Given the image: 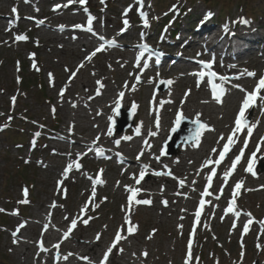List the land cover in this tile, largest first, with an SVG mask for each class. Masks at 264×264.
<instances>
[{"label": "rangeland", "instance_id": "1", "mask_svg": "<svg viewBox=\"0 0 264 264\" xmlns=\"http://www.w3.org/2000/svg\"><path fill=\"white\" fill-rule=\"evenodd\" d=\"M44 1L45 0H22L20 6L16 7L19 2L14 3V0H0V17L4 18L2 23H0V209H5L4 211H0V264L37 263L33 254L30 255L29 261L23 262L17 250V254L14 256V253L9 251L6 247L9 241L8 233L14 230V222H18L19 224L25 223L28 225V229L35 228V230L39 232L38 229L40 227H38L37 221L42 219V213L40 212L37 214L34 208L37 206V201L43 200H47L46 202L48 204H55L57 210L62 211V216L72 217L74 213H77L73 216V219H77V221L82 219V222L87 220V225L83 223L81 229L77 231L79 233L84 231L87 234L88 237L84 240H87L89 236H96L98 233L103 239H108V235L117 233V230L120 229L122 225H124V231L121 232V235H127L128 226L125 224V217L127 212L130 211L132 223L138 225V230L133 233L134 238H139L143 243H150H148L149 246L144 245L141 246V248L144 251L151 252L156 264H179L182 259H186L189 243L194 246L195 261H198L199 264H261L264 258V229H262L260 224L261 221H264V190L256 192V189L259 186H264V184L255 182L252 178L256 175H264V168L262 167L264 166V154L258 153L256 156V163L253 168V171L256 173L255 176H253L252 173L246 172L247 175L244 179L236 180L235 182V184L239 181L244 182L242 185L244 189H240L239 194L236 196V198L238 197V206L240 207L238 211L241 212V219L237 221L238 223L236 219H230V215L227 214V212L222 213L217 211L216 203H220L219 209L229 206V203L225 199H216L217 195L220 196V193H216L214 197L210 199L211 205L207 208L205 216L201 218L200 227L195 231L196 234L194 236L192 235V224L193 221H196L194 216L191 218L186 217L180 222V216L170 213L169 210L174 209L179 212L183 209L184 211L189 210L196 213L197 201L200 198L199 193L201 190H204L202 188L196 187L195 192L194 190H189V196L183 197L179 204L176 205L171 202V197H168V208L162 203L164 199H159L157 203H155L154 208L145 207L144 204H138L142 207V210L138 212L134 210L135 204L129 206V197L124 198L113 194L115 186H112L110 184L111 181H109H113V179L117 180L118 178L120 181H125V178L128 179V177H121L117 171L113 173L109 172V167L104 164L103 161L95 157L85 159L79 158L77 161L69 162V164L75 165L76 163H80L82 165V170L73 175L65 176L63 174L64 170L60 164L54 162V153L48 150L47 147H64L69 149L68 143L71 140L67 136L63 137L55 133L53 135L55 141H53L49 140L47 135L53 134L52 131L54 130L68 126L71 123V116H69L68 119V117H65V115L59 111L55 110V112H53L52 109L54 105L49 102L48 98H51L53 95L54 97L57 96V93H55L56 91H53L52 87L53 81L51 79L53 77L58 80L61 79L65 83H70V70L68 66H70V63L74 62L75 59L69 52L63 53L58 50V48L41 46L38 43L39 38L53 36V34L41 33L39 31L32 32L31 28H33V24L30 22L31 18L43 21L49 20V23L52 21L50 20L52 12L49 11L52 10L51 8L56 2L45 5ZM127 1L104 0L102 3L101 0H86V5H88V7H86L88 9L87 13L90 17L95 18L93 24L102 28V32H95L98 38L100 36L113 38L115 35L121 34L122 30L126 27L123 23L125 19L129 21V26L126 29L130 31L131 35L133 33L136 36L137 31L135 27L137 26H133L135 24L134 22L141 19L140 13L142 10H148L150 12L151 17H149L152 20L150 19L149 22H158L167 13L172 14L170 21L174 22L175 15L178 13L179 9H182V7L189 9L191 6V9H193L191 12L188 11L185 14H181L179 17L180 20L185 21L184 26L191 20V15L197 17L199 14L203 13L205 9H212L210 13L218 16L221 26H233L236 21L238 22L241 19H246L249 21L248 24L240 23L238 26H259L263 36L262 38L264 39V0H216V3L219 5L214 6L205 3V0H143L142 5L137 4V0ZM130 6H132L131 11H128L127 16H125L124 13ZM14 7L17 9L18 19L17 15L12 12ZM117 23V27L119 28L116 29V34L112 35ZM62 25L64 26L63 23H59L57 26L59 27ZM68 25L70 27L72 26L71 24H67V26ZM155 27V29H139L140 35H144L141 41H149L155 49L161 47L160 41L163 37L166 38L171 47V41L176 43L182 35L180 33L182 30H180V32L178 31V37H174L175 40L172 39L171 33L176 28H173L172 24L168 25L163 30L166 32V35H164L165 32L160 33V29L157 28L156 25ZM181 28H183V25ZM17 35H26L28 40L17 42L15 41ZM155 39L157 40L155 41ZM101 42L102 41L99 40L96 41L89 47V51H95L100 44H102ZM130 42L134 43L132 41ZM140 43L141 42L137 40L135 46ZM162 45L168 48L167 45ZM262 45L264 46L263 43ZM73 47H78L81 51L83 50L82 46L77 45ZM123 49H126V47H123ZM105 52H109V50ZM105 52L96 54L95 58L90 61L92 69H88L86 77H90L91 81H93L94 74H101V65H105V74L107 73V76L111 77V81L117 80L115 77L118 74L122 73L127 75L128 73L126 71L131 70L133 67L132 63L125 67L120 65L122 63L111 66L110 59H112V54H116V52L112 51L111 54ZM133 52L135 53L136 50ZM206 52L207 49L205 53ZM33 53L35 54V60H33L31 56ZM257 54H262L263 56H256V60L251 61L249 64L250 67L248 71L255 72L256 76L253 79L248 78L249 81H253L254 83L253 86L247 85L245 89L248 92H252L259 78L264 76V52L257 51ZM155 60L156 59H153V63ZM113 62H115V59H113ZM34 64L35 67H33ZM188 65H192L190 60ZM94 67H97V69H94ZM142 68L145 72L148 71L149 73L150 69L145 70L143 64ZM36 69L39 70L37 71ZM184 73L185 70L178 72L180 75H184ZM49 74H51V76ZM113 76L114 79H112ZM152 76L155 77L154 74ZM23 77L24 79L31 78L33 80V83H30V87L28 85H26V87L28 86L27 88L23 87ZM139 78L141 81L140 83H137V80H135L137 85H146L149 83L150 78L148 79V77L141 74ZM161 80H164L161 76L154 80L153 86L155 87L152 88V91H163V94H167L174 85L161 84ZM27 81H25L26 84ZM185 82L186 84L183 83L180 94L183 100L190 101L194 99L195 104L206 105L208 108H211L214 111L215 117L219 120L218 126L229 125V130L234 126L235 117L239 110L234 107V104L239 94L242 96L241 98H245L244 91L238 90L237 88V90L233 91V97L231 99L215 102L211 92L207 89L205 84H199V82L195 81ZM230 82L234 84V88H236V85H240L241 87L243 84L246 85L245 83L237 82L235 79ZM43 86L46 87V97L41 95L42 91L40 89ZM234 88L232 87L231 90H234ZM189 90L190 94L186 95V93H189ZM146 94V88L140 92L141 96H145ZM260 95H264V90H262ZM12 97H16L15 104H13ZM204 101H207V103H204ZM258 106V110L254 109L253 106V110L250 109L249 115L247 116L256 130L255 136L252 137V147L249 148V151L254 150L261 138L264 137V123L260 121V112L264 111V101H260ZM127 110L132 109L127 108ZM176 116L177 115L169 119L167 130L164 132V138H159V141L153 140V143L157 144L158 156L161 158L167 157L163 145L167 141L169 131L175 124L174 121ZM141 117L142 114L139 118ZM139 118L137 125L135 124L136 126H138ZM190 119L195 120L193 116H191ZM100 123L103 127L104 122ZM193 128H196V126ZM8 130H11V132L9 133ZM117 130L118 129L115 130V133ZM194 131L195 129L189 131L180 141H187L190 139L194 135ZM209 134H211V132H209ZM16 135L24 139L23 144L14 142L13 137ZM121 135H125V133ZM246 138L249 139L247 133L239 139L240 148ZM143 141L144 138H138L137 140L140 144H143ZM215 143L216 141L208 144L203 142L200 144V151L204 148V144L206 150H212ZM125 149H127V147H125ZM146 149H148V145H146ZM185 152L186 148L181 146L180 153L172 157L179 158L183 156ZM214 158H216V156ZM227 158L228 154L224 160ZM138 161L140 163L146 162L140 159ZM192 162L193 163L189 165L190 169L194 167V160H192ZM232 163L226 164L220 171L223 175L222 183L225 180L224 173L229 170ZM47 164L51 166L50 169H46ZM21 168H23L24 171L21 170ZM101 169L103 170L102 175L100 174ZM151 174L155 176L154 172H151ZM87 175H91L94 181L93 184L96 183L95 181L100 176H102L103 181L107 183L105 188L101 186L96 187L97 192H95L94 197H92V194L87 193L88 187L81 181V179ZM237 176H239V174H237ZM164 177L167 178L166 176ZM61 180L63 184L58 188L57 182ZM145 180L148 182L152 181V177L147 175L145 176ZM133 181L129 182V186L133 187ZM162 183L165 184V195L168 196L174 193V190H168L169 184L166 183V179H164ZM107 186L109 189H107ZM25 187L29 192L27 197L29 203H21V201L25 199L23 195ZM247 189L253 190L247 191ZM64 190H66V198ZM233 191L234 190H232V194L229 198H232ZM137 199H142V197ZM85 206L87 210L82 213L81 209ZM46 210L45 208V212ZM17 211L19 213L18 215L16 214ZM47 212L50 215L56 213L53 211ZM247 213H251V216L249 217ZM249 219H252L253 223L249 225L250 231L246 234L243 228L240 230L235 228L236 223L240 224L239 222L242 223V221H244L242 224L245 225ZM58 220L59 218L51 220V225L56 227L58 225ZM46 223L48 224L49 222ZM180 225H183L182 229L179 227ZM244 225H242V227H244ZM154 229L156 231L153 234ZM150 235L151 239L148 238ZM68 240L72 246L82 242V240L79 239ZM113 240L114 239H112V242ZM132 241L134 242V240ZM132 241L129 242L132 243ZM242 244L243 248L241 247ZM257 245L260 247L258 248ZM60 249V251H55V254H62V252L64 254L67 253L66 249ZM126 250L127 253L130 252L128 247ZM241 252H243V256H241ZM111 256H113V254ZM43 258L48 257L46 256ZM50 259H53L52 256ZM80 263H82V261L79 258H75L74 260L70 259V261L67 262V264Z\"/></svg>", "mask_w": 264, "mask_h": 264}, {"label": "bare ground", "instance_id": "2", "mask_svg": "<svg viewBox=\"0 0 264 264\" xmlns=\"http://www.w3.org/2000/svg\"><path fill=\"white\" fill-rule=\"evenodd\" d=\"M21 1V0H16ZM66 1L68 0H45V5L56 2L55 5L59 4L61 2V7L59 8H53L52 9V15L50 16L51 23H49V20H46L41 27L42 33L46 34H53V36H47L45 38H39V44L42 46H50V48H58V50L62 51L63 53H71L74 56L75 61L70 63V66H68L70 70L69 81L70 83H65L61 79H57L53 77L51 80L53 81L52 87L54 88L53 91H56L57 96L54 97V95L49 98L50 102L54 105V108L65 115V117L71 116L70 122L71 124L63 127L61 129H58L55 131L56 134L59 136H67L71 139L72 142L68 143L69 149H66L64 147H55L50 148L47 147L48 150L52 151L54 153V162L60 164L63 170H65V167L69 164V162L75 161L78 158H88L89 156H97L100 159L106 161L107 163H112L118 161V163L112 167L113 170H117L115 168H119L120 175L127 176L125 178V181L121 180H109L111 181V185L115 186L114 193L116 196H122L124 198L129 197L131 195L130 192H128L125 188V186H129V182H132L134 179H132L133 174L136 175V177H139V173L141 171H145V176L151 174V172H166L168 170H171L175 173V178H168L166 182L169 183L168 190H174V194L167 196L164 195L165 190V184H163V176H152V181H141L140 184H136L135 180L133 181V188H140L141 192L138 194L137 198L142 197V199H150L152 201L151 205H145L149 208H154L155 203L159 199L169 200L168 197H171V202L174 203V205L179 204L181 199L183 197H186L189 190L191 189V186H195L198 188L206 187L208 186V180L207 177L211 174V171H215L216 175L212 179V186L208 190L212 193V195L207 196V198L214 196L217 192H219V189L223 187V194L220 195V199L229 200L230 195L232 194V190L235 188V182L236 180H242L247 175L246 174V168L248 166V163L251 160V154L256 151V148L252 151L248 152V147L244 149V155L240 161V163L237 165L234 175L232 178L227 179L224 181V184H221L222 178L219 175V170H221L226 164L230 163L232 159L236 157V154L241 152L239 138L240 134L238 133L235 137L236 143L232 146V150L228 153L229 157L227 161L221 162L219 165L211 164L208 166H205L207 160H215L214 157L216 154H218L223 149V145L227 142L228 136L234 131L227 130L229 128V125L225 126H218L219 120L215 117L214 112L211 108H208L206 105H198L195 104V100L192 99L190 101L183 100L181 97V89L183 88V83L186 84L185 81L188 80V77L178 74V72L181 71V69L188 70L191 67H188L189 60L186 57L181 56L178 54L177 50H173L172 48H180L183 53L187 52L188 49L192 48L194 49L193 54L196 53L205 55L203 52L204 49H209V52L215 53L218 52V56H221L223 58L228 59H235V57H231L229 53H226V50H232L234 53L236 52L235 48L231 43L230 40H228L226 45H222V47H219V43L223 41L222 39L225 38L228 35L229 28L233 26H227L224 27L222 30H219V33L215 36L218 39V45L215 41L207 42L206 36L204 38L202 37V41L200 44L194 45V40L190 39L191 34L185 33L186 38L182 37L180 41L184 43V47H171L172 51L169 52L167 56H164L161 60L160 65H171L170 68H167L165 66V69L163 71H159L158 73H155V77L153 78L152 74H146L143 72V75L151 76L149 79V84L147 85H136L135 80L138 75L143 71V68L141 67V64L144 63L147 65L148 69L157 70L158 68H152L151 65L146 63L144 55H136L132 56L128 63H134L131 70H127V75L124 74H118L116 76L117 80L111 81V79L107 76V73L105 74L106 67L105 65H101V74L100 75H93V81L90 80V77H86V72L89 68H91V62L86 59L91 52L89 51V47L92 46L97 40L95 37V32H102V28H99L92 24V27L94 29L93 32L83 31L82 29L74 28L69 29L65 28L67 24L73 23L75 25L84 24L85 21L80 18V15L78 13L73 15H78V17H70L72 12H76L77 10L81 9L80 4L77 2L72 3V5H66ZM127 1V0H126ZM132 1V0H129ZM136 1V0H133ZM62 2H65L62 4ZM128 2V1H127ZM50 12V11H49ZM79 12H81L79 10ZM63 14L64 17H61ZM204 17L201 16L197 17L195 22L199 23L203 21ZM2 20L4 18L0 17V23H2ZM95 20V19H94ZM59 23H63L65 26L63 29H61L62 26H59V28H56ZM52 27H51V26ZM118 23L116 24L115 30L112 35L116 34V29ZM39 25H34L32 30L34 32L40 31L41 27ZM87 27V25H86ZM121 29V28H120ZM246 32H248L255 40H257L259 36V32L256 29V27H244ZM84 32V34H83ZM239 33L242 34V31ZM130 31L128 29L123 30L121 34L115 35L112 39L116 41V49L110 50L115 51L116 54H112V59H110L112 65H119L124 61V59L127 57V54H129V51L134 50L135 45L131 43L129 40L131 38ZM142 36H139L135 38L134 40H141ZM234 39V38H233ZM133 40V42H134ZM191 40V41H189ZM86 41V42H83ZM167 43V40L164 41ZM180 42V43H181ZM83 44L80 46H83L84 48L82 51L78 49V44ZM72 46V47H70ZM117 46H126L128 50H124L121 47ZM187 46V47H186ZM203 48H199V47ZM225 46V47H224ZM237 46V44L235 45ZM226 50H225V49ZM225 50V53L223 52ZM261 50V49H257ZM256 50V51H257ZM211 53V54H212ZM111 54V53H110ZM246 54L245 52H240L237 57H250L254 56L255 54H249V55H243ZM140 57L139 63L140 67H137V58ZM113 59H115V62H113ZM184 60V61H183ZM83 63V67L79 68V71H77L79 65ZM124 63V62H123ZM157 64V61H155ZM125 64V63H124ZM194 65L195 63H192ZM247 64H234L232 63L230 66L224 68L226 70L227 76L232 80L233 78L239 77L240 81L242 80V83L247 82L246 84L248 86H253V81H249L246 78L238 76V73H243L244 70H248ZM92 69V68H91ZM94 69H97V67H94ZM83 71V72H82ZM164 73V75H162ZM162 77L164 80H173L174 87L169 90L167 94L163 93H156L152 92V86L154 85V81L156 78ZM102 81L104 87L100 88V86L96 83L97 81ZM184 81V82H183ZM220 84L223 85H229V82L219 81ZM127 84V88H125V85ZM62 85V86H61ZM63 85L65 87H63ZM246 85V87H247ZM133 86H135L136 90L132 91ZM146 88V95L141 96L140 92ZM58 89V90H57ZM107 89V90H105ZM64 90L63 97L60 96L61 91ZM236 89L232 90L235 91ZM99 91V95H97V92ZM124 91L125 96L120 102V105L118 108H132V104L135 103L137 105L136 110L139 112H147L148 114L143 116L140 124V134L138 135L136 133V130L134 129L133 133H128L126 136L119 135L120 137L118 140H120V144L117 146L115 141L117 140V134H113L111 136L107 135V131L110 127V123L113 120V111L117 106L114 104V101L118 99V94ZM230 90H227L225 92L226 95H233L229 93ZM224 97V96H223ZM233 97V96H232ZM230 97V99L232 98ZM242 96H238L237 101L234 104V107L241 108V103L243 101ZM170 101V102H167ZM261 100H257L256 104L254 106V109L258 110L259 102ZM163 103V107H160V104ZM75 105V107L73 106ZM117 108V109H118ZM182 108L184 117H195L197 114L200 115V120H202L205 124L209 122L210 125H213L210 127L211 129H214L211 131V134H203L202 138L206 139L205 144H208L209 142L216 141L213 149H216V152H213L212 150L207 149L204 144V148L201 151H197L195 153V150L198 149V147H194V143L190 144L186 152L183 156L179 158H160L159 161L155 159L157 157V151L158 149L155 147L156 145L153 144V138L159 139L161 138L162 131L165 132L167 130V125L169 124V119L175 116L179 110ZM259 112V111H258ZM261 117L260 121L264 123V111H261ZM157 116H159L160 119V127H155V121ZM100 122H104V125L102 127ZM221 125V123H220ZM227 130V131H226ZM151 132H157L158 134L156 136L150 135ZM262 133V132H261ZM132 137L131 140H125L124 137ZM223 136L224 139L221 140L220 137ZM48 137L52 140L55 139V137L50 134ZM99 137V141H96V138ZM135 137H145L147 138L146 141H148V144L141 145L140 143L134 142ZM131 143H134L133 145H130ZM65 145V144H63ZM128 152L127 155L124 156V159H118L120 156H123V152H125L124 147L128 146ZM146 145H148V149H146ZM244 144H241V147H243ZM185 147V148H186ZM91 149V150H89ZM142 149L143 155L140 157V159H143L146 161L144 165H148V167L145 169L141 164H135L132 165L136 159L134 157L140 153ZM97 151H102L103 155H97ZM258 153L264 154V144L260 145V151ZM257 153V154H258ZM83 154V155H81ZM122 154V155H121ZM198 155V156H197ZM196 156V157H195ZM250 156V157H249ZM159 157V156H158ZM192 160H194V167L189 168V165L192 164ZM113 166V165H112ZM51 166L49 164L46 165V169H50ZM81 171V168L79 170L72 169L71 172H69V175H73L74 173H79ZM55 173V172H54ZM57 174V173H56ZM67 174V175H68ZM239 174V176H237ZM59 175V174H57ZM101 179V177H99ZM184 180V185L180 186L179 181ZM253 181L259 182L260 184H264V175H257L254 178H252ZM83 183H85L88 187L87 193L92 194L93 189H95V192H97L96 187L101 186L102 188H105V185L102 184H93V180L90 175L87 177H83L81 179ZM107 189L109 187L107 186ZM242 189V187H241ZM264 190V186H259L256 191H262ZM195 192V191H194ZM47 200L43 201H37V206L34 208L37 214L40 212L42 213V219L37 221L38 227H40L37 232L35 228L28 229V225L24 228L19 229V243L14 244L13 243V232H16L18 230V226L20 225L18 222H14V230L11 233H8L9 235V241L7 245V249L9 251H12L14 253V256H16L17 251L19 253V257L23 260V262L29 261L30 255H34L36 257V260L40 261V264H54L55 262L58 264H67L70 259L79 258L82 263L80 264H89V261L92 260L91 264H100L104 253L108 249V247L112 244V239H114L115 234L111 233L109 234L108 239H103L101 236L100 240H96V236H89L87 240H84L87 238V234L82 232H77L78 229H81V226L83 224L82 219H79L77 221V227L71 231V234L67 239L64 238V233L67 232L70 228V223L73 220V216H75L77 213H74L73 216H62V211H58L57 207H53V205L48 204L46 202ZM218 205H216V208H218ZM168 208V206H165ZM45 208L47 209L45 212ZM135 211H141L142 207L141 205L135 204L134 207ZM47 211H53L56 212L54 215H50ZM170 213L178 214L180 216V222L184 220L186 217H192L195 216L192 212L184 211L183 209L179 212L177 210H169ZM220 212H225V208H221ZM44 217V219H43ZM58 225L56 227H53L51 225V220L57 219ZM46 222H49L48 224ZM29 230V231H28ZM79 233V234H77ZM38 235V236H36ZM124 235V234H122ZM41 238V239H40ZM68 239H79L82 240V242H79L78 245H70ZM134 240V242L132 241ZM43 241L44 247L47 249V251H42L39 247L40 242ZM129 241H132L130 243ZM149 242H144L140 240L139 238H134V235H127V239H124L120 241L119 244H117V247L112 250V253L109 255L108 258V264H154L155 259L154 256H152L150 251H146L148 253L147 257H144L142 255L143 252H145L141 246H149ZM56 244H59V248L54 247ZM20 247V252H19ZM128 247L129 253H127L126 248ZM60 248L66 249L67 253L64 254H58V256L55 254V251L61 250ZM122 248L123 252L121 253L118 251V249ZM17 250V251H16ZM169 250V247H168ZM22 257H21V255ZM71 254V255H69ZM135 254V255H134ZM48 257V259H44L43 257ZM52 256V259H50ZM67 256V260H65L63 257ZM72 256V258H71ZM59 257V258H57ZM85 257L87 259H85ZM95 261V262H94ZM77 262V261H76ZM193 263V262H192ZM156 264V263H155ZM179 264H185V260L181 261ZM264 264V261L262 262Z\"/></svg>", "mask_w": 264, "mask_h": 264}, {"label": "snow or ice", "instance_id": "3", "mask_svg": "<svg viewBox=\"0 0 264 264\" xmlns=\"http://www.w3.org/2000/svg\"><path fill=\"white\" fill-rule=\"evenodd\" d=\"M76 2V0H68V3L69 4H72ZM78 2L80 4H86V0H78ZM101 2L103 3L104 0H101ZM137 4L139 5H142L143 4V0H137ZM61 7V5H57V8ZM131 7L130 6L124 13L125 16H127V12L128 11H131ZM38 10V9H37ZM12 12L14 14L17 15V19L19 18L18 17V12H17V9L14 7L12 9ZM141 16L142 18L144 19V23H145V26H147V14L144 13L143 11H141ZM212 15V13H208V16L210 17ZM95 18L94 17H90L88 20H87V27L85 29V26L84 25H75L74 27L76 28H81L82 30H86L88 32H93L94 29L92 27V24H93V20ZM240 23H243V24H248L249 21L246 20V19H241L239 21ZM38 24H43L44 21L43 20H40V21H37ZM124 25L126 26L124 30H126V28L129 26V21L128 19H125L123 21ZM123 31V30H122ZM99 39L101 41H104V37L103 36H100ZM28 40V37L26 35H17L15 37V41H26ZM113 46H116V41L113 39L111 42H110ZM142 47L144 49H148V45L147 44H144L142 45ZM103 50V47H98L95 51H93L88 57H86V59L88 61H91L92 57L96 55L97 52L99 51H102ZM143 54H141L142 56ZM157 55L158 56H162L164 55V53L162 51H159L157 52ZM33 60H35V54H31ZM139 60H140V57L137 58V67H140V63H139ZM158 62V61H157ZM201 63H204V67L208 70L207 72L205 71H200L198 73H193L194 75H197L200 80L202 81L204 79V77L207 75L210 80H211V90H212V94H213V98L217 101V102H222L221 100V97L222 95L225 94V91L226 89L222 86V85H218L217 83H215L216 80H219V81H224V82H227L230 80V78L228 76H224V75H219L218 73H216L215 71H212L211 69L213 68V64H214V61H209V62H201ZM84 65L83 63H81V65H79L77 71H79V68H82ZM33 67H35V64L33 65ZM145 67H147V65L145 64ZM37 71L39 69H36ZM67 70V69H66ZM51 76V74H49ZM242 75H247V76H250V77H255L256 76V73L255 72H252V71H248V70H244V72L242 73ZM137 80V83H140V78L137 77L136 78ZM100 88H103L104 85L102 83V81H97L96 82ZM161 84H168V85H172L174 83L173 80H161L160 81ZM127 84L125 85V88H127ZM237 88H240L241 91H244L245 92V98L243 99L242 103H241V108L239 110V113H238V116L235 120V128H234V131L228 136L227 138V142L223 145V149L222 151L219 152V159H216V160H207L206 161V164L205 166H208V165H211V164H215V165H219L221 164V162L225 159V157L227 156V154L230 152L232 146L237 142L235 137L237 136L238 133H241L244 131L245 128H248V137L250 138L251 136V131L252 129L250 127H248V123H247V119H246V116H245V113H246V110L249 109L250 107H253L255 106L256 104V101L258 99H260L261 101H264V95H260V93L262 92V90H264V76H261L258 80V83L256 84L254 90L252 92H248L246 89H243L240 85H236ZM136 88L135 86H133L132 88V91H135ZM99 91L97 92V95H99ZM187 94H190V90H189V93H186ZM64 95V90L61 91L60 93V96L63 97ZM125 96V92L124 91H121L119 94H118V99L114 101V104L117 106V108L119 107L120 105V102L121 100L123 99V97ZM15 99L16 97H12V101H13V104H15ZM167 102H170V101H167ZM204 103H207V101H204ZM75 107V105H73ZM160 107L162 108L163 107V103L160 104ZM136 108H137V105L135 103L132 104V109L133 111L135 112L136 111ZM53 112H55V109L53 108L52 109ZM200 115L202 114H197L195 120H193V123L196 125V129H195V132H194V135L191 137V139H193L195 141L194 143V147H199V144L201 142V136H202V133L204 131H213L214 129H211L207 124L203 123L200 121ZM185 119L184 117V114H183V110L182 108L179 110L176 118H175V127L172 129V131H176L179 126L181 125L182 121ZM155 127L156 128H159L160 127V119H159V116H157L156 118V121H155ZM140 127H137L136 128V133L139 135L140 134ZM158 133L157 132H151L150 135L152 136H156ZM107 135L111 136L112 135V130L111 128L108 129L107 131ZM125 140H131L132 137L128 136V137H124ZM221 140L224 139L223 136L220 137ZM96 141L98 142L99 141V137L96 138ZM116 145L118 146L120 144V140H116L115 141ZM145 144H148V141H145L144 142ZM247 144H248V139H246L244 141V149L247 148ZM261 144H264V137L261 138V140L258 142L257 144V147H256V151H254L252 154H251V160L250 162L248 163V166L247 168L245 169L247 172L249 173H252L253 176L256 175V173L253 171V168H254V165L256 163V156H257V153L260 151V145ZM91 150V149H89ZM162 152H163V148H162ZM213 152H216V149H213ZM97 155H103V152L102 151H97L96 152ZM83 155V154H81ZM143 155V152L139 153L137 155V160L140 159V157ZM244 155V150L242 149L240 154L237 155L235 157V160L233 161L232 165H231V169L229 171H226L224 173V179L225 181L228 179V177L235 171L237 165L240 163L242 157ZM155 159H157V161H159L160 157H155ZM73 167H75L77 170H79L82 165L80 163H76L75 165L73 164H68L67 167L65 168L64 170V175L67 176V174L69 172L72 171ZM145 169L148 167V165H144L143 166ZM100 174L102 175L103 174V170L101 169L100 170ZM155 175L157 176H160V175H169L171 176L172 175V172L171 170H168L166 173L165 172H155ZM216 175L215 171H211V174L207 177V180H208V186L207 188L204 190V192L201 193V196L202 197H207V196H210L212 195L211 192L208 191L209 188H211L212 186V179L213 177ZM145 178V171H141L139 173V177L137 178L135 174H133L132 176V179L135 180L136 184H140L141 181H143ZM97 184H102L104 183V181L102 179H97L95 181ZM59 184H62L63 181H59L58 182ZM243 181H239L235 184V188H234V191H233V196H232V199L229 201V206L228 208L226 209V212L227 213H233L237 218H239V216L241 215V212L240 211H236V207H237V204H236V196L239 194L240 192V189L243 185ZM179 184L180 186H183L184 185V180H180L179 181ZM126 190L128 192L131 193V195L129 196L128 198V204L129 206L133 205V204H144V205H151L152 201L150 199H137V196L138 194L141 192V189L140 188H133L131 186H125ZM253 189H247V191H252ZM219 192H220V195L223 194V187H221L219 189ZM64 194H65V198H66V190H64ZM23 195L25 197L24 200L21 201V203H29L27 197L29 195V192H28V189L25 187L24 190H23ZM95 196V189H93V192H92V197ZM220 196L217 195L216 196V199H219ZM106 200V198H105ZM162 203L167 206L168 204V201L167 200H164L162 201ZM205 203H207V201H205L204 199H201L200 202H199V210L195 213V218H196V221L197 223H199V218L201 216V212L203 211V208L205 206ZM56 205L53 204V207H55ZM98 207V205H97ZM87 210V207L85 206L84 208L81 209V212H86ZM0 211H3L2 209H0ZM17 215L19 214L18 211L16 213ZM247 215L250 217L251 216V213H247ZM67 219V217H65ZM83 223L85 225H87L88 221L87 220H84ZM253 223V220L252 219H249L247 221V223L244 225L243 227V231L244 233L246 234L248 231H249V225H251ZM125 224L128 226L127 227V235H131L133 233H135L137 230H138V225H135L132 223V220H131V212L128 211L127 214H126V217H125ZM261 224V227L262 229H264V221H261L260 222ZM26 226L25 223H22L18 226V230L16 232H13L12 235L14 237L13 239V243L14 244H17L19 243V239L17 238L18 235H19V229L20 228H24ZM77 227V219H73L70 223V228L67 232L64 233V238L67 239L69 237V235L71 234V231L73 229H75ZM181 229L183 227V225H180L179 226ZM124 231V225L121 226L120 229L117 230V233L114 237V240L112 242V244L108 247V249L106 250V252L104 253V256L100 262V264H108V258H109V255L112 253V250L114 248L117 247V244L120 243V241L124 240V239H127V235H121V232ZM155 229L153 230V234L155 233ZM192 235L194 236L195 235V231H193ZM100 234L98 233L96 235V240L99 241L100 240ZM149 239H151V235L148 237ZM59 244H56L54 247L56 248H59ZM39 247L42 251H47V249L44 247V244H43V241L40 242L39 244ZM241 247L243 248V244L241 245ZM257 247L259 248L260 246L257 245ZM192 245L191 243H189L188 245V251H187V254H186V260H185V264H192V260H193V256H192ZM118 251H120L121 253L123 252V249L120 248L118 249ZM71 255V254H69ZM135 255V254H134ZM142 255L144 257H147L148 256V253L145 251L142 253ZM241 256H243V252H241ZM59 258V257H57ZM65 260H67V256L63 257ZM85 259H87L85 257ZM89 264H91V261H89Z\"/></svg>", "mask_w": 264, "mask_h": 264}]
</instances>
